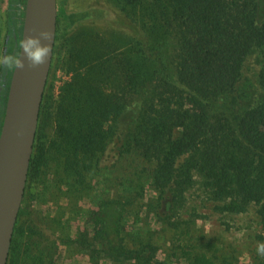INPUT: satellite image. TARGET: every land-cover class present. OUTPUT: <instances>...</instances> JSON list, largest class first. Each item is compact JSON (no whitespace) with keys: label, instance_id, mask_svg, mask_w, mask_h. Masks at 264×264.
<instances>
[{"label":"trees","instance_id":"trees-1","mask_svg":"<svg viewBox=\"0 0 264 264\" xmlns=\"http://www.w3.org/2000/svg\"><path fill=\"white\" fill-rule=\"evenodd\" d=\"M24 4L25 0L4 3L6 29L0 49L8 43L13 58L18 51ZM262 4L261 0H149L146 13L153 20V28L173 40L168 62L176 81L167 68L162 74L147 70L150 61L155 60L149 52V38L143 41V63L126 60L119 68L108 51L89 59L80 51L83 46L78 43L72 46V55L78 57L79 65L86 71L95 66L97 73L102 74L106 66L108 71L120 74V69L128 92L138 88L143 92L138 122L122 132L118 149L121 153L135 151L145 162L154 163L148 184L156 192V209L164 207L172 213L182 206L186 191L198 178L201 193L215 202L216 211L242 213L249 203H254L264 226V101L245 108L235 118L223 110H213L236 88L243 62L254 47L263 54L260 75L264 83V18L259 16ZM102 11L101 7L93 11L90 8L64 11L63 22L71 27ZM127 21L133 27L132 20ZM60 23L56 16V27ZM157 65L164 66L162 62ZM9 77L10 72L0 64V124ZM83 88L76 80L63 98L61 95L56 108V128L61 139L55 149L60 152L64 169L74 177L68 183L79 185L89 204L101 189V181L98 176L91 177L94 183L83 177L94 171L108 142L116 135L125 104H116L115 94L91 86ZM75 95L80 103L74 102ZM40 110L41 104L39 113ZM34 158L31 154L25 186L33 177ZM75 189L78 187L74 186ZM91 213L86 223L90 222ZM137 214L135 210L128 212L131 223L125 234L129 236L139 233ZM154 215L161 214L156 211ZM86 241L83 234L82 247ZM93 248L92 253L99 251ZM128 254L127 259H134L130 264H163L151 250L146 256L137 250ZM106 256L112 261L125 259L115 247ZM43 260L39 252L33 254L32 263L26 264H43ZM202 260L196 261L204 263ZM258 264H264V257Z\"/></svg>","mask_w":264,"mask_h":264},{"label":"rangeland","instance_id":"rangeland-1","mask_svg":"<svg viewBox=\"0 0 264 264\" xmlns=\"http://www.w3.org/2000/svg\"><path fill=\"white\" fill-rule=\"evenodd\" d=\"M261 1L263 8L259 16L264 18V0ZM4 3L5 0H0V42L6 29ZM148 4L149 0H56V16L61 23L55 30L32 149L35 156L33 177L31 181L28 179L24 189L6 264L32 263L33 254L39 252L44 258L43 264H130L134 261L127 259L130 250H137L144 256L151 250L163 264H258L263 259L264 256L257 253V245L264 243V226L254 203H249L242 213L216 211L215 202L201 193L196 178L195 184L186 191L182 206L172 213L164 207L156 209V192L148 184L154 163L145 162L135 151L121 153L118 149L122 132L138 122L143 92L140 88L128 92L122 70L118 69L120 74H116L105 66L99 74L94 66L86 71L79 65L78 57L72 55V46L78 43L84 47L81 53L89 59L108 51L118 68L126 60L141 65L143 41L149 38V52L154 54L155 60L150 61L147 70L162 74L167 68L176 81L168 62L173 40L153 28V20L146 13ZM100 7L102 13L74 26L63 22L64 11L86 8L93 11ZM127 18L132 20L133 27H129ZM157 62L166 67L158 66ZM262 63V51L254 47L243 62L236 88L225 101L213 106V110H223L235 118L245 108L264 101ZM143 70L144 65L141 74ZM76 74L80 75L75 79ZM76 80L83 89L91 86L94 90L98 88L103 93L115 94L116 104H125L116 135L108 142L94 171L83 177L93 182L91 177L98 176L101 181V189L89 204L79 185L68 183L74 177L64 169L60 152L55 149L61 139L56 128V108L62 93L63 98ZM74 102L80 103L78 95ZM40 182H44V187ZM74 186L78 189L73 190ZM133 210L138 212L139 233L129 236L125 234L131 223L128 212ZM89 211L93 213L86 223ZM156 211L161 215H154ZM178 225L180 232L175 229ZM83 234L87 239L85 249L80 244ZM88 244L91 246L86 247ZM147 244L151 247H146ZM93 247L99 251L92 253ZM112 247L122 253L124 261L109 260L106 255ZM199 258H204V263L197 262Z\"/></svg>","mask_w":264,"mask_h":264},{"label":"water","instance_id":"water-1","mask_svg":"<svg viewBox=\"0 0 264 264\" xmlns=\"http://www.w3.org/2000/svg\"><path fill=\"white\" fill-rule=\"evenodd\" d=\"M56 0H25L21 40L41 30L52 39L41 41L51 47L45 64L23 70L13 66L5 95L0 124V264H6L12 232L23 197L28 166L38 123L55 39ZM20 42L17 57L21 55Z\"/></svg>","mask_w":264,"mask_h":264},{"label":"clouds","instance_id":"clouds-1","mask_svg":"<svg viewBox=\"0 0 264 264\" xmlns=\"http://www.w3.org/2000/svg\"><path fill=\"white\" fill-rule=\"evenodd\" d=\"M52 39V34L47 30H41L38 35H29L24 37L20 42L21 55L19 57H3L0 58V64L5 66L14 63L15 67L23 70L25 68V61L29 68H36L45 64L46 59L51 54V47L47 43L41 41H48ZM258 255L264 256V243L257 245Z\"/></svg>","mask_w":264,"mask_h":264},{"label":"flooded vegetation","instance_id":"flooded-vegetation-1","mask_svg":"<svg viewBox=\"0 0 264 264\" xmlns=\"http://www.w3.org/2000/svg\"><path fill=\"white\" fill-rule=\"evenodd\" d=\"M1 42H2V41H1ZM1 42H0V43H1ZM19 42H20V41H19ZM18 48H19V46H18ZM17 54H18V51H17L15 57H17ZM13 55H14V52H12V51L10 50V47H9L8 43H4V44L2 45V49H1V58H3V57H13ZM13 66H14V63H11V64L5 66L6 69H7V73L10 72V75H11V71H12V69H13ZM9 80H10V77H9ZM3 84H4V83H3ZM8 84H9V81H8ZM7 88H8V86H7ZM5 95H6V93H5ZM4 105H5V97H4Z\"/></svg>","mask_w":264,"mask_h":264}]
</instances>
